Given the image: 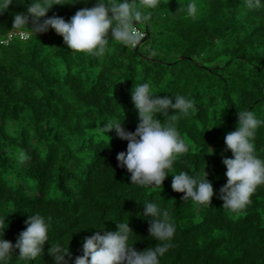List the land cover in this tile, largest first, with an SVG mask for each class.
<instances>
[{
  "label": "trees",
  "instance_id": "trees-1",
  "mask_svg": "<svg viewBox=\"0 0 264 264\" xmlns=\"http://www.w3.org/2000/svg\"><path fill=\"white\" fill-rule=\"evenodd\" d=\"M11 30L0 264H264V0H0Z\"/></svg>",
  "mask_w": 264,
  "mask_h": 264
},
{
  "label": "built area",
  "instance_id": "built-area-1",
  "mask_svg": "<svg viewBox=\"0 0 264 264\" xmlns=\"http://www.w3.org/2000/svg\"><path fill=\"white\" fill-rule=\"evenodd\" d=\"M13 36H20V38L27 37V34L23 30L15 31L11 30L3 38L0 39V43L8 44ZM145 36L144 31L140 28L133 26L128 33L129 40L132 45H136Z\"/></svg>",
  "mask_w": 264,
  "mask_h": 264
},
{
  "label": "water",
  "instance_id": "water-1",
  "mask_svg": "<svg viewBox=\"0 0 264 264\" xmlns=\"http://www.w3.org/2000/svg\"><path fill=\"white\" fill-rule=\"evenodd\" d=\"M148 36V30L147 27L145 28V36L143 37V39L141 41H144Z\"/></svg>",
  "mask_w": 264,
  "mask_h": 264
},
{
  "label": "rangeland",
  "instance_id": "rangeland-1",
  "mask_svg": "<svg viewBox=\"0 0 264 264\" xmlns=\"http://www.w3.org/2000/svg\"><path fill=\"white\" fill-rule=\"evenodd\" d=\"M143 26V25H142ZM127 31H129V27L127 28Z\"/></svg>",
  "mask_w": 264,
  "mask_h": 264
},
{
  "label": "clouds",
  "instance_id": "clouds-1",
  "mask_svg": "<svg viewBox=\"0 0 264 264\" xmlns=\"http://www.w3.org/2000/svg\"><path fill=\"white\" fill-rule=\"evenodd\" d=\"M142 39H143V38H142ZM142 39H141V40H142Z\"/></svg>",
  "mask_w": 264,
  "mask_h": 264
}]
</instances>
